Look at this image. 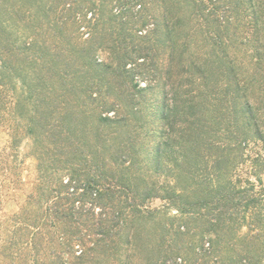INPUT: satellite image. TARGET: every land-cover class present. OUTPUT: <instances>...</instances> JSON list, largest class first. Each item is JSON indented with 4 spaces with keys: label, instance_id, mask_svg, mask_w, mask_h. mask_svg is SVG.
<instances>
[{
    "label": "trees",
    "instance_id": "trees-1",
    "mask_svg": "<svg viewBox=\"0 0 264 264\" xmlns=\"http://www.w3.org/2000/svg\"><path fill=\"white\" fill-rule=\"evenodd\" d=\"M0 128V264H264V0H0Z\"/></svg>",
    "mask_w": 264,
    "mask_h": 264
},
{
    "label": "rangeland",
    "instance_id": "rangeland-1",
    "mask_svg": "<svg viewBox=\"0 0 264 264\" xmlns=\"http://www.w3.org/2000/svg\"><path fill=\"white\" fill-rule=\"evenodd\" d=\"M146 83L143 82V85ZM148 137L147 140L152 141L155 137L154 131L147 130ZM9 136L8 134L0 128V147H4L8 144ZM29 143L25 140L20 148V157L25 161V172H24V184L19 191L11 193V200L5 204V211L12 214L19 210V205L31 192L34 183L36 181L37 171H36V160L30 154ZM255 179V178H253ZM262 179L264 181V174H262ZM151 206L162 207L163 201L161 199H156L151 201Z\"/></svg>",
    "mask_w": 264,
    "mask_h": 264
}]
</instances>
